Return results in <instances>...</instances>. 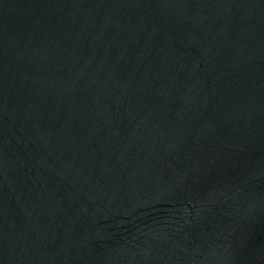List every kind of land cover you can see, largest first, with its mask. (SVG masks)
I'll list each match as a JSON object with an SVG mask.
<instances>
[{"label": "water", "instance_id": "1", "mask_svg": "<svg viewBox=\"0 0 264 264\" xmlns=\"http://www.w3.org/2000/svg\"><path fill=\"white\" fill-rule=\"evenodd\" d=\"M0 264H264V0H0Z\"/></svg>", "mask_w": 264, "mask_h": 264}]
</instances>
